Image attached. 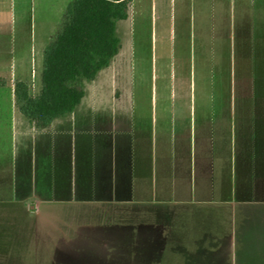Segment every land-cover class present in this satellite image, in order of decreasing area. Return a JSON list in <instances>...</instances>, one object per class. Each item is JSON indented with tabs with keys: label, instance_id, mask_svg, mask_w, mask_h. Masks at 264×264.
I'll return each instance as SVG.
<instances>
[{
	"label": "rangeland",
	"instance_id": "1",
	"mask_svg": "<svg viewBox=\"0 0 264 264\" xmlns=\"http://www.w3.org/2000/svg\"><path fill=\"white\" fill-rule=\"evenodd\" d=\"M41 1L0 0L2 108L15 106L18 79L39 92L42 49L63 14ZM196 5L133 0L115 25L117 54L81 81L82 105L124 109L149 140L162 114L159 142L169 149L173 137L178 150L174 200L164 189L159 204L137 193L65 201L25 179L13 192L3 162L0 264H264V2Z\"/></svg>",
	"mask_w": 264,
	"mask_h": 264
},
{
	"label": "crops",
	"instance_id": "2",
	"mask_svg": "<svg viewBox=\"0 0 264 264\" xmlns=\"http://www.w3.org/2000/svg\"><path fill=\"white\" fill-rule=\"evenodd\" d=\"M45 1L47 10L51 6L63 12L70 0ZM132 1H128L127 15ZM187 1L197 3L204 11L202 4L210 0ZM205 8L207 16L208 7ZM202 34L207 50V36ZM84 96L72 111L55 117L44 127H36L16 104L12 108L0 107V168L3 162L9 164L13 192L19 186L22 188L18 180L25 179L27 187H38L37 192L56 189L65 201L126 202L137 193L143 196L138 202L159 204L164 189L170 194L167 201L174 200L172 158L178 150L173 137L169 140V149H164L159 142L162 114L155 125L158 135L155 131L149 140L141 129L135 130L133 120L124 109L108 115L99 112L96 103L82 105ZM172 118L176 122L175 116ZM175 131V128L171 130V136ZM164 160L169 162L163 163ZM163 171H168L166 188L162 184Z\"/></svg>",
	"mask_w": 264,
	"mask_h": 264
},
{
	"label": "trees",
	"instance_id": "3",
	"mask_svg": "<svg viewBox=\"0 0 264 264\" xmlns=\"http://www.w3.org/2000/svg\"><path fill=\"white\" fill-rule=\"evenodd\" d=\"M129 0H70L59 25L42 49L40 89L29 94L24 80L14 85L15 104L36 127L72 111L84 96L83 79H94L119 50L118 20Z\"/></svg>",
	"mask_w": 264,
	"mask_h": 264
}]
</instances>
